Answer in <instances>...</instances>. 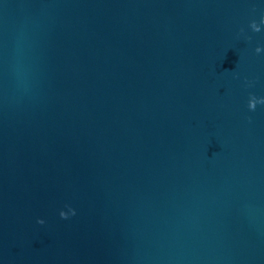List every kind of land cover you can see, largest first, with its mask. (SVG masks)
Instances as JSON below:
<instances>
[{
  "label": "water",
  "instance_id": "1",
  "mask_svg": "<svg viewBox=\"0 0 264 264\" xmlns=\"http://www.w3.org/2000/svg\"><path fill=\"white\" fill-rule=\"evenodd\" d=\"M262 15L0 0V264H264Z\"/></svg>",
  "mask_w": 264,
  "mask_h": 264
},
{
  "label": "clouds",
  "instance_id": "2",
  "mask_svg": "<svg viewBox=\"0 0 264 264\" xmlns=\"http://www.w3.org/2000/svg\"><path fill=\"white\" fill-rule=\"evenodd\" d=\"M260 22L261 24H264V15L261 16L260 18ZM250 27L253 31L255 32H259L261 30L260 25H258L256 23L255 20L250 22ZM241 31H243V29H241ZM256 53H260L261 51H264V48H262L261 46H257L255 48ZM257 104H264V97H257L255 95H250V99H249V103H248V108L252 111H254L256 109ZM250 119V118H249ZM71 215H75V209L71 208ZM60 216L62 218H67L69 215L65 214L64 212H60ZM39 224H44L45 221L41 218L38 219L37 221Z\"/></svg>",
  "mask_w": 264,
  "mask_h": 264
}]
</instances>
